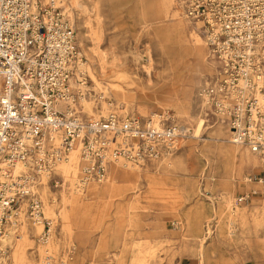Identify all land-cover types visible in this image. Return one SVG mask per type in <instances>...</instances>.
<instances>
[{
  "label": "rangeland",
  "instance_id": "374dc122",
  "mask_svg": "<svg viewBox=\"0 0 264 264\" xmlns=\"http://www.w3.org/2000/svg\"><path fill=\"white\" fill-rule=\"evenodd\" d=\"M64 2L91 78L106 97L94 106L96 116L156 114L185 126L188 135L156 162L115 165L103 181L77 191L72 152L43 177L42 195L53 210L43 213L53 221L50 238L40 242L42 225L24 214L11 237L7 225L0 235V262L42 264L49 253L52 264H264V168L260 159L240 165L235 156L226 165L217 151L222 142L235 145L226 123L199 96L217 67L201 24L184 17L180 0ZM247 193L245 202L237 201ZM49 196L60 211L54 213ZM29 227L36 234L25 240Z\"/></svg>",
  "mask_w": 264,
  "mask_h": 264
},
{
  "label": "built area",
  "instance_id": "2783aa9c",
  "mask_svg": "<svg viewBox=\"0 0 264 264\" xmlns=\"http://www.w3.org/2000/svg\"><path fill=\"white\" fill-rule=\"evenodd\" d=\"M180 1L184 16L201 24L217 64L200 98L226 123L232 144L264 160V0ZM76 39L64 0H0V235L6 225H20L24 209L42 225L39 241H48L53 221L35 187L71 152L78 153L81 190L115 165L156 162L188 135L185 126L162 119L87 114L86 102L106 97ZM42 264H52L49 253Z\"/></svg>",
  "mask_w": 264,
  "mask_h": 264
},
{
  "label": "bare ground",
  "instance_id": "6f19581e",
  "mask_svg": "<svg viewBox=\"0 0 264 264\" xmlns=\"http://www.w3.org/2000/svg\"><path fill=\"white\" fill-rule=\"evenodd\" d=\"M184 17L186 18V16H184ZM190 34H191V36L194 37V39L196 40V42L198 44L199 41H200V39H199V35L195 31V29L194 30L192 29V31L190 32ZM83 106H84V110H85V112L87 114H93V115L96 116V110L94 109L95 103L86 102ZM156 117H157L156 114H153V116H151V118L154 119V120H157ZM212 139L215 140L216 142H219V141L222 142L223 141L220 138H212ZM224 143H226V142H222L220 145H218V144L216 145V148H217L218 153L220 155H222V157L224 156V158H223L224 164L227 165L229 163L231 157L235 156L238 159V162H239L240 165H247V164L256 165V164L259 163V159L261 160L262 164L264 165V160L261 157H259L257 154H254L251 151H249L247 147H245L243 150H240V147H242V146H239V144H238V145H235V149H231L227 144H224ZM73 152H75V151H73ZM69 156H68V158L66 160H64L61 163H59L54 169H56V168L57 169H60L59 167H61L62 164L68 163L69 160H70ZM77 157H78V154L76 152V158ZM46 175H49V173H46V174H42L41 175V177H40L41 182L38 183L39 185H37V190H38V192H39V194H40V196L42 198L41 200L43 202L42 203L43 204V207L42 208H43V213L44 214H45L46 209H47V206H48V204L45 203L44 196L42 195V188H43V186H45V185L48 186V182H47L48 179L46 180V182L43 181V177L46 176ZM63 176L65 178V175L64 174H63ZM72 187H73V184H72ZM74 187H76V186H74ZM72 190L77 191L78 189L77 188L76 189L73 188ZM225 199L227 201L230 200L228 195L225 196ZM47 202L50 205H56V209H55L54 213L56 212V210L58 208H59V211L63 208V207H58L57 206V203L55 201V198H53V197H50L49 196V199L47 200ZM48 209H49V207H48ZM48 211H50L52 213L53 210L51 209V210H48ZM68 213L69 212L63 213V216L66 217L68 215ZM24 214H26V213L24 212V209H22L20 211V214H19V217H18V220L21 219L20 226L23 225V223L25 222V220H24V218H25L24 217ZM34 224L40 225L39 223H34ZM12 230H13L12 229V226L11 225H7V234L5 233V235H7L8 238L11 237V231ZM235 230L232 229V227H230V232L229 233L232 234V235H234L235 234V232H234ZM33 234H36V232L32 231L31 228L29 227V232L27 230L25 231V234L23 235V239L27 240L28 239V236L33 235ZM21 236H22V234H21Z\"/></svg>",
  "mask_w": 264,
  "mask_h": 264
},
{
  "label": "crops",
  "instance_id": "0c3cea01",
  "mask_svg": "<svg viewBox=\"0 0 264 264\" xmlns=\"http://www.w3.org/2000/svg\"><path fill=\"white\" fill-rule=\"evenodd\" d=\"M249 150V149H248ZM250 151V150H249ZM260 163V162H259ZM262 163V162H261ZM263 165V164H262ZM263 168H264V165H263ZM236 236L239 237L240 236V233H236Z\"/></svg>",
  "mask_w": 264,
  "mask_h": 264
}]
</instances>
